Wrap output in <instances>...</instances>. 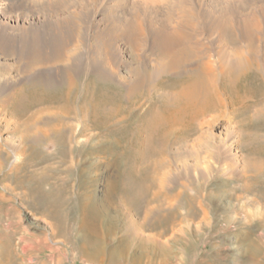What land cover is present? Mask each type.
Wrapping results in <instances>:
<instances>
[{"label":"bare ground","instance_id":"6f19581e","mask_svg":"<svg viewBox=\"0 0 264 264\" xmlns=\"http://www.w3.org/2000/svg\"><path fill=\"white\" fill-rule=\"evenodd\" d=\"M0 5V12L4 13L7 6L4 3ZM186 15L182 16L184 20L191 19V25L197 27L199 21L195 13H191L192 17L189 18ZM174 22L167 18L165 23H154L148 34L141 22L133 26L135 35L130 43L132 49L145 44L146 37H150L156 45L158 65L154 75L146 66L142 75L148 78L133 82L125 90L121 87L123 79L93 71L96 81L107 88H115L113 92L91 91V73L82 63L84 54L71 44L66 46L61 60L72 65L78 63V73L67 70L65 76L57 81L51 77H36L30 82L33 87L41 86L55 92L63 103L44 123L36 124L39 119L35 118L25 124L19 135L25 146L55 139L59 145L71 150L87 140L85 137L94 136V142L88 149L98 157H93L89 164L99 165L103 156L108 160L114 158L115 164L121 167L118 176L115 179L112 177L109 182L104 175L105 170L89 172L83 166L75 171L71 165L67 169L71 175L75 174L78 186L83 190L80 206L82 217L76 220L77 230L84 233L78 243L79 259L84 264H264V232H253L245 238L237 234L238 230L247 229L253 222L257 223V230L264 225V190L257 189L256 193L253 185L264 177V158L250 157L245 161L251 173V182L243 190L248 196L254 195V198L237 194V199L245 198V201L236 209L234 203L223 199L221 190L207 195L211 208L204 209L201 218L206 221L212 216L211 227L214 231H225L231 226L239 228L232 234H220L217 244L202 253L194 250V246L201 242L199 223L202 221H197L198 212L194 206L200 199L203 186L196 183L189 185L183 174L187 132L193 131V127L201 124L202 118L208 114H213L207 121V126H212L228 107L240 102L244 104L245 98L252 94L249 92L253 91L254 82L262 83L264 96V69L258 57L254 56L257 47L251 45L248 51H244L242 46H237L232 58L219 56L215 62L213 59L200 60L198 36H189L183 25L178 26ZM156 25L157 28H154ZM224 35L227 41L237 44L238 37L233 30H225ZM27 43L25 41V47L29 45ZM39 45L40 39L36 35L34 49ZM50 58L49 62L52 60ZM193 62L195 65H192ZM29 63L30 69L34 70L43 66L44 60L36 55ZM168 74L173 75L171 80L158 78ZM137 109L143 111L135 114ZM261 143L256 138L253 143L244 145L243 149L249 155H264V142L262 147L257 146ZM173 164L179 178L169 187V183L173 182ZM37 179L43 180L42 177ZM101 181L108 182L107 186L98 189ZM215 196H218V200H214ZM61 203L48 211L50 221H47L45 241L52 244L38 249V255L45 249L57 250V242L71 240L67 225L59 215ZM238 211L241 217H237ZM30 224L34 222L30 221ZM72 228L76 229V226ZM22 248L23 252L27 251V247L22 245ZM0 259L7 264L17 262L11 238L0 243Z\"/></svg>","mask_w":264,"mask_h":264},{"label":"rangeland","instance_id":"374dc122","mask_svg":"<svg viewBox=\"0 0 264 264\" xmlns=\"http://www.w3.org/2000/svg\"><path fill=\"white\" fill-rule=\"evenodd\" d=\"M2 3L6 4L7 9L4 13L0 12V243L11 238L17 257L15 264H84L79 259L78 249L84 233L77 230V222L82 217L80 206L83 190L78 186L75 174L71 175L67 169L71 165L75 171L83 166L89 172L105 170L104 175L109 182L118 176L121 167L115 164L114 158L108 160L103 156L99 165L89 164L88 161H93L96 156L88 149L94 142V136L85 137L87 140L81 141L79 146L75 145L74 150L59 145L55 139L25 146L19 137L25 124L35 118L39 119L36 124L44 123L63 103L55 92L41 86L33 87L30 84L32 79L51 77L57 81L65 76L67 70L78 73V63L72 65L61 60L66 46L71 44L84 54L82 63L91 73V91H114L115 87L107 88L94 79L93 73L98 71L123 79L121 87L125 90L133 82L148 78L142 75L146 66L154 75L158 65L156 45L150 37H146L145 44L132 49L130 43L135 35L133 26L141 22L148 34L154 23H165L167 18L178 26L183 25L189 36H198L200 60L213 59L215 62L220 57L232 58L237 46L248 51V47L255 45L257 51L254 56L258 57L264 69V0H0ZM193 12L199 21L195 28L191 25V19L186 21L182 17L186 14L188 18L192 17ZM68 21L71 22L68 24ZM227 29L237 34V44L227 41L224 35ZM36 35L40 39L37 50L33 47ZM25 41L29 42L27 47L24 46ZM34 55L42 58L44 63L31 70L29 61ZM49 56L52 59L50 62ZM153 75L151 77L154 79ZM172 76L168 74L158 78L171 80ZM258 82L252 84L254 92H249L252 94L245 98L244 104L240 102L228 107L212 126H207V121L213 115L208 114L202 118L201 124L193 127V131L186 133L185 181L192 186L195 183L203 186L200 199L194 206L198 212L197 221L202 220L199 223L201 242L194 246L195 252L211 249L224 232L232 234L239 228L231 226L225 231H214L211 227L212 216L206 221L201 217L204 209L211 208V202L207 199L209 192L215 194L223 191V199L234 203L236 209L245 201V198L237 199V194L248 196L243 188L251 182V173L245 161L250 157L264 158V155H249L243 149L244 145L253 143L256 138L264 142V96L262 83ZM142 111L137 109L134 113ZM262 143L257 146L262 147ZM171 170L173 182L169 183V187L179 178L175 164ZM37 177L43 180L38 181ZM106 181L99 182L98 189L105 188ZM253 185L256 188L254 192L257 193V189L263 191L264 177ZM187 191L194 194L190 189ZM248 197L252 199L254 195ZM214 200H218V196ZM60 201L59 215L67 225L71 240L57 242V250L45 249L38 255V249L52 244L45 241L47 221H50L47 214ZM241 215L238 211L237 217ZM30 221L34 224H30ZM261 228L257 230V223L253 222L247 229L238 230L237 234L245 238L253 232L263 233L264 225ZM22 245L27 247V251H22ZM0 264L7 263L0 259Z\"/></svg>","mask_w":264,"mask_h":264}]
</instances>
